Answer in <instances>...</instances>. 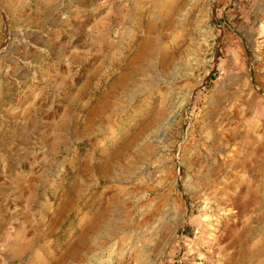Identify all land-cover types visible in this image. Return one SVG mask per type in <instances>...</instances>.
Masks as SVG:
<instances>
[{
  "label": "rangeland",
  "instance_id": "1",
  "mask_svg": "<svg viewBox=\"0 0 264 264\" xmlns=\"http://www.w3.org/2000/svg\"><path fill=\"white\" fill-rule=\"evenodd\" d=\"M151 4L0 0V98L9 93L14 114L5 125L0 111V130H9L0 140V264H143L121 240L157 227L165 208L177 226L160 253L147 252L149 264L232 262L210 244L226 243L217 221L233 207L212 204L229 189L240 137L252 129L264 175V0H164L169 13L157 24ZM151 25L142 66L151 84L139 87L144 76L134 74L124 91L115 83ZM115 91L110 101L123 111L90 121ZM160 103L166 119L128 149ZM140 198L166 205L145 227ZM244 219L256 232L237 264H264L260 213Z\"/></svg>",
  "mask_w": 264,
  "mask_h": 264
},
{
  "label": "bare ground",
  "instance_id": "2",
  "mask_svg": "<svg viewBox=\"0 0 264 264\" xmlns=\"http://www.w3.org/2000/svg\"><path fill=\"white\" fill-rule=\"evenodd\" d=\"M163 3H164V0H153V4H151L153 6L152 8H150L151 10L150 15L152 17V22L154 24H157L160 18L161 19L164 18L166 16V13H169V12L165 13L164 10H161V6ZM22 9H23L22 6L19 5L18 7H16V12L21 13ZM141 10H144V9H141ZM131 11L132 9H130L129 7V9L127 10V13L129 14ZM161 11H164V12H161ZM154 31H155V28H152V25H151V30L149 32L147 31L146 37H144V40L142 41V43L140 44L138 48V53L136 57L130 62L129 67L127 68V69H130L129 75L125 79H118L115 83L117 87H123L124 91H127L128 89L126 88L125 80H128L132 75L138 74V73L144 76V79H142L139 87L148 88L149 84H151L149 79L146 77L144 73L145 70H143L144 68L142 66L147 64L148 60L150 59L149 53L155 42L156 34ZM141 35L143 36L145 34H141ZM118 92L119 91L117 92L115 91L114 93L113 92L110 93L109 96H106L104 100H102L101 105L98 108V111L90 114L89 120L92 122H95L93 120L97 118L107 119L111 115H114V114L117 115L120 111H123L124 109L123 104L115 103V102L113 103L110 101V97L111 99L112 97L116 99L118 98L117 96ZM9 99H10L9 93L3 92L0 98V111L5 112V113L7 112V114H5L3 118L1 117V122L5 123V125H7L8 122L14 116V114L11 115V113L9 112V109H7L8 103H6V101H8ZM166 114H167V110H166L164 103H160L158 107L156 108V111L154 112L153 116L149 119V123L141 129V132L135 137V139H133V141L127 146V148L131 149L132 144L135 143V140L137 138H145L146 131H150V129L152 128L153 129L159 128V126L162 124V121L166 119V116H165ZM5 125H4V130L2 131L0 130V140L3 139V137L6 139H9V130L8 132L6 131ZM257 132H258V129H255V130L252 129L250 132L249 131L244 132V134H242V136L240 137L242 141V149L240 152L241 155L235 159L237 160V165H235L236 163H232L234 167L236 166L235 168L233 167L235 171L234 174H232L233 181L229 185L228 187L229 189L221 191L222 198L219 199L218 201L216 200L215 204H212V206H217L220 209H222V207H230V206L233 207V209L229 212V214H225V215L223 214V217L219 219V221H217L219 228H221L220 225L225 226L224 232H223V235H224L223 238H224V241H226V243H223V244L225 245L220 244L219 246L214 243L210 244L211 245L210 247L214 249L218 246L216 250L219 252L218 255L221 256L222 258L228 255H229L228 257L233 258L232 260L233 264H237L239 262V260L241 259L240 257L245 250H247L248 252L249 243L252 237L251 235L256 232V230L250 229V227L247 226V223H245L244 218L247 216V214L251 210H255L256 212L258 211L260 213V219L258 222L259 227L264 226V215H263V210H264V182H263L264 179L263 177L264 175H263V170L261 169L262 156H263V152H262L263 145L260 140L261 135L259 138V136L257 135ZM237 133L235 134L236 137H238ZM253 133L255 135H253ZM36 181H37V178L33 177L32 183H31L32 185L30 187L28 186L27 188L29 191H32V192L37 191V188L33 187L35 186ZM235 184H237V186H235ZM122 192L124 193V191ZM141 200H142L141 198L136 199L135 212L139 219L138 221L139 225L145 227L144 219L148 217L152 219L155 216H158V214H160L163 211L166 205L164 207L162 204L159 206H155V207L154 205H149V206L141 205ZM164 210H165L164 213L163 214L161 213L162 217L159 215L161 218L157 220V227L153 226L154 228L151 231H141L139 234H129V235L125 234L121 240V243L124 246V250L128 251L130 249H133L136 252L137 257L139 256L141 260L144 259L143 264H149L147 259L144 258L147 256L146 254L149 250L150 251L154 250L156 253H160L162 251V249L168 243L167 236H168L169 231L173 230L174 225L177 226L176 224L177 218L172 219L173 222L172 221L171 222L174 223V225L169 226L170 221L168 219V215H165L166 208ZM169 211L170 209L167 210V213H169ZM207 211L209 212V209H207ZM60 213L63 214L64 212H61L60 210H58L55 212V215H59ZM173 213H175V211H173ZM172 215L170 214V216ZM160 228H161V232L159 230ZM211 236L213 237V235ZM232 262H230L229 264H232Z\"/></svg>",
  "mask_w": 264,
  "mask_h": 264
}]
</instances>
